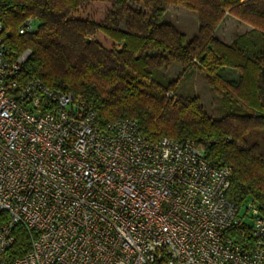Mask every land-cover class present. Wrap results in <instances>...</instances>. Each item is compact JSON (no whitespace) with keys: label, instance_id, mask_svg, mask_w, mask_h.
<instances>
[{"label":"built area","instance_id":"1","mask_svg":"<svg viewBox=\"0 0 264 264\" xmlns=\"http://www.w3.org/2000/svg\"><path fill=\"white\" fill-rule=\"evenodd\" d=\"M6 33L0 21V264L17 226L31 247L12 264H264V214L228 200V167L132 119L101 125L38 79L21 87L30 52L9 60Z\"/></svg>","mask_w":264,"mask_h":264},{"label":"trees","instance_id":"2","mask_svg":"<svg viewBox=\"0 0 264 264\" xmlns=\"http://www.w3.org/2000/svg\"><path fill=\"white\" fill-rule=\"evenodd\" d=\"M173 6L196 14L191 39L165 20ZM29 18L36 29L18 35ZM227 18L251 29L225 44L216 32ZM0 21L9 60L30 52L21 87L38 79L79 97L101 125L135 120L151 141L192 140L209 164L230 169L228 200L264 214V0H2ZM171 63L183 78L203 76L219 98L217 119L196 97L177 96L180 80L163 71ZM13 235L6 264L31 247L21 226Z\"/></svg>","mask_w":264,"mask_h":264},{"label":"rangeland","instance_id":"3","mask_svg":"<svg viewBox=\"0 0 264 264\" xmlns=\"http://www.w3.org/2000/svg\"><path fill=\"white\" fill-rule=\"evenodd\" d=\"M165 20L175 24L188 39H191L197 33L196 14L181 7H170L165 15ZM249 30V26L235 18H227L217 30L216 38L225 44H230L237 35ZM163 71L169 78L180 80V86L177 90L178 97H196L212 119L218 118L219 98L210 90L199 72L192 71L187 78H183V67L174 63H171ZM231 76L236 77V74L233 72Z\"/></svg>","mask_w":264,"mask_h":264},{"label":"crops","instance_id":"4","mask_svg":"<svg viewBox=\"0 0 264 264\" xmlns=\"http://www.w3.org/2000/svg\"><path fill=\"white\" fill-rule=\"evenodd\" d=\"M249 29H251V28L249 27Z\"/></svg>","mask_w":264,"mask_h":264}]
</instances>
